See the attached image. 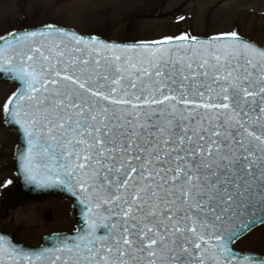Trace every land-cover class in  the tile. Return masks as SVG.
<instances>
[{
    "label": "snow or ice",
    "instance_id": "obj_1",
    "mask_svg": "<svg viewBox=\"0 0 264 264\" xmlns=\"http://www.w3.org/2000/svg\"><path fill=\"white\" fill-rule=\"evenodd\" d=\"M230 36L180 54L170 40L75 35L73 47L16 50L10 34L0 69L24 87L4 111L19 118L9 106L27 102L25 171L78 187L89 215L87 233L52 253L21 256L0 237V264H233L222 225L264 198V50Z\"/></svg>",
    "mask_w": 264,
    "mask_h": 264
},
{
    "label": "rangeland",
    "instance_id": "obj_2",
    "mask_svg": "<svg viewBox=\"0 0 264 264\" xmlns=\"http://www.w3.org/2000/svg\"><path fill=\"white\" fill-rule=\"evenodd\" d=\"M44 25L126 42L235 33L264 46V0H0V38ZM16 89V85L0 81V231L16 232L23 241L37 246L53 232L75 230L77 221L69 215L72 202L56 197L10 209L2 205L17 179L12 167L17 140L6 124L4 111ZM26 206H36L41 212L40 219L47 225L41 232L18 223L17 213ZM62 210L68 217L65 222L59 217ZM234 247L264 254V224L238 239Z\"/></svg>",
    "mask_w": 264,
    "mask_h": 264
},
{
    "label": "water",
    "instance_id": "obj_3",
    "mask_svg": "<svg viewBox=\"0 0 264 264\" xmlns=\"http://www.w3.org/2000/svg\"><path fill=\"white\" fill-rule=\"evenodd\" d=\"M32 32L37 33L34 38H30L27 41H22L20 39L21 36ZM41 32H44L45 35H40ZM63 33H67V35H63ZM10 34H14L16 37L15 41L13 42L14 48L16 50H25L29 46L51 44L53 41L57 43L63 41L65 45L73 47L74 42L71 40L72 35L82 39L93 38L98 43H104L110 47L155 45L158 44V42H162L117 41L99 36L86 35L77 30L63 26L44 25L13 31L6 36L1 37L3 39H0V47H6L4 41L9 38ZM170 41L171 44L165 45V47H168L173 53L179 52L180 54L189 51V49L193 47H195L197 51H203L204 45H210L213 48H223L226 44L233 43L231 36L195 37V41L202 42V44L199 46L190 43L193 41V38H187V40L184 41H181L177 38L170 39ZM235 42H246L250 46L255 47L257 50H264V46H261L256 42L241 36H236ZM140 50L142 49H138V51ZM0 80L2 82L17 86V90L13 96L20 92L24 87L23 82L16 77L15 73L7 71V65L0 69ZM9 107L15 111H20L21 115L19 118H17L12 114V112H5L6 124L17 140L14 162L12 164L17 179L12 183V188L4 195V200L2 202L3 207L6 209L15 208L24 205L27 202H42L50 197H58L64 200H70L73 203L72 216L76 218L78 226L77 231L74 233H62L46 236L43 240V243L38 246H32L26 243L16 232L0 231V237H2L6 242L5 246L7 248L14 249L15 252L21 256L52 253L55 252L57 248H62L65 244H72L76 241L78 236L87 233L88 222L86 217L89 215L88 204L84 199L83 194L80 193L78 187L72 188L71 184L69 183L61 184L59 179H44L46 174L43 173V171H41L40 175L35 180L29 177V174L25 171V157H27L29 151V137L25 132L24 124L17 122L18 119H25L23 112L27 110V102L20 101L19 106L13 104ZM262 199L264 198L260 197L259 195H254L250 203H246L242 208L234 210L231 218L226 220L222 225L224 239L228 241L230 252L235 254L231 257L233 264H264V254L254 251H242L234 247V243L238 239H240L252 229L264 223L261 222V220L264 219V203H262ZM232 233H239V235L232 236ZM21 264H23V261H21ZM43 264H48V261L45 260Z\"/></svg>",
    "mask_w": 264,
    "mask_h": 264
},
{
    "label": "bare ground",
    "instance_id": "obj_4",
    "mask_svg": "<svg viewBox=\"0 0 264 264\" xmlns=\"http://www.w3.org/2000/svg\"><path fill=\"white\" fill-rule=\"evenodd\" d=\"M17 215L19 217L18 223L24 224L26 227H28L27 229H33L36 233L41 232L42 229L47 227V225L41 221V212H39L36 206L23 207L20 211H18ZM63 215L61 213L60 219L62 222H65L67 219ZM74 219L76 218L74 217Z\"/></svg>",
    "mask_w": 264,
    "mask_h": 264
},
{
    "label": "flooded vegetation",
    "instance_id": "obj_5",
    "mask_svg": "<svg viewBox=\"0 0 264 264\" xmlns=\"http://www.w3.org/2000/svg\"><path fill=\"white\" fill-rule=\"evenodd\" d=\"M56 198H58V197H56ZM60 200H64V199H61V198H59ZM61 202H63V203H65L64 201H61ZM71 208H72V211H73V206H71ZM72 211H71V213L69 214V212L70 211H68V214L72 217ZM61 213H63L62 215L66 218V219H68V217L65 215L66 213H65V211H61ZM59 217H60V215H59ZM76 225H77V223H76ZM76 225H75V228H76ZM74 231V230H73ZM72 232V231H71ZM54 233H60V232H53L52 234H54Z\"/></svg>",
    "mask_w": 264,
    "mask_h": 264
}]
</instances>
